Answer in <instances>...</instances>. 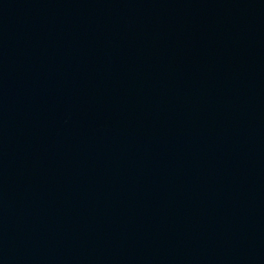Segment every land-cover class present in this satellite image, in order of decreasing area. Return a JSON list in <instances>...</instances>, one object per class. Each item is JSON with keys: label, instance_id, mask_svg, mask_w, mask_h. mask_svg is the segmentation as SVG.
<instances>
[{"label": "water", "instance_id": "water-1", "mask_svg": "<svg viewBox=\"0 0 264 264\" xmlns=\"http://www.w3.org/2000/svg\"><path fill=\"white\" fill-rule=\"evenodd\" d=\"M0 264H264V0H0Z\"/></svg>", "mask_w": 264, "mask_h": 264}]
</instances>
